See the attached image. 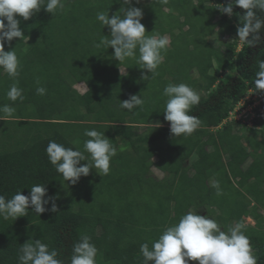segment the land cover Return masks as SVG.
I'll list each match as a JSON object with an SVG mask.
<instances>
[{"label": "trees", "instance_id": "obj_1", "mask_svg": "<svg viewBox=\"0 0 264 264\" xmlns=\"http://www.w3.org/2000/svg\"><path fill=\"white\" fill-rule=\"evenodd\" d=\"M141 1L132 0L131 6L143 10L146 34L167 35L170 40L158 75L149 80L143 76L151 73L135 59L120 64L113 48L96 46L101 38H111L110 28L101 25L97 13L120 14L122 7H129L123 0H68L56 15L41 9L29 20L17 17L25 36L11 45L5 42L4 48L15 49L19 58L16 79L23 100L8 99L15 81L0 69V106L15 111L13 118L0 111V195L11 199L23 191L27 196L31 186L42 184L47 188L45 199L56 197L58 211L38 215L30 206L28 214L15 221L0 217V264H19L22 245L39 239L57 250L63 264H71L73 245L82 235L91 237L98 249L96 264H144L140 246L148 243L151 248L166 227L189 211L210 216L222 230L253 218L255 225H246L244 231L258 264H264V129L245 136L241 131L235 134L237 126L226 123L212 131L249 89L255 91L258 61H264V29L258 45L243 44L235 55L237 28L246 10L234 5L231 16L222 14L220 7L231 0H217L216 5L213 0H154L148 5ZM167 6L178 12L177 17L172 9L164 10ZM152 13L165 18L169 28L160 19L151 24ZM258 15L264 18V12ZM214 33L236 37L223 44L229 57L222 47L207 42ZM214 60L218 75L210 73ZM123 65L126 75L120 71ZM81 82L88 88L84 95L73 88ZM170 83L187 84L200 95V103L190 112L200 124L191 135L174 136L164 118L163 90ZM38 87L46 93L37 94ZM255 92L264 95V90ZM131 95L141 96L143 105L122 109L120 103ZM22 103L33 109L30 117ZM121 119L124 125L118 122ZM155 121L162 126H151ZM259 125L264 126V119ZM86 130L104 133L117 155L108 175L102 177L93 168L73 185L57 173L46 148L55 141L87 157ZM152 167L163 172L164 179L152 176ZM217 181L222 195L213 187ZM45 207L51 209V202Z\"/></svg>", "mask_w": 264, "mask_h": 264}, {"label": "clouds", "instance_id": "obj_2", "mask_svg": "<svg viewBox=\"0 0 264 264\" xmlns=\"http://www.w3.org/2000/svg\"><path fill=\"white\" fill-rule=\"evenodd\" d=\"M214 1V0H213ZM212 3L216 5V1ZM139 3V0H136ZM123 4L129 5L121 8L119 13L109 16V12H98L96 19L103 27L110 28V39L101 38L97 47H111L114 49V57L120 64L126 59H135L141 69L151 73L143 79L149 80L158 75L157 69L164 61L163 52L169 46L167 35H147L143 19V10L131 6L132 0H123ZM239 6L246 10L243 15L242 26L237 28L238 40L248 47H255L261 42V31L264 29V18L258 12H264V0H231L226 6L220 7L222 14L231 16L233 7ZM43 6V7H42ZM62 0H0V69L8 74L15 82L7 92V97L15 102L18 98L23 100V89L18 79L20 61L15 49L5 51V42L23 39L24 32L20 27V20H29L41 9L54 15L62 11ZM251 36V39L249 37ZM29 42V40H26ZM242 49V48H241ZM138 52V55H137ZM121 71V70H120ZM255 91L264 90V61H258V71L255 73ZM85 83H77L76 85ZM86 89L88 90L87 86ZM75 90V88H74ZM86 90V92H87ZM253 89H249L245 98L239 103L259 105L264 102V95H258ZM37 94L46 93L44 87L36 89ZM80 94L79 91L76 90ZM80 94L84 95L86 94ZM163 96L167 97L164 118L170 122V132L174 136L191 135L199 126L200 120L191 115V109L200 103V95L189 85L168 84L163 90ZM250 96V97H249ZM143 98L139 95H131L129 99L120 103L122 109L132 111L143 105ZM259 110H263L260 109ZM0 111L11 114L13 108L8 105L0 106ZM7 120V119H6ZM124 125V124H123ZM159 127L160 125H154ZM258 129V128H257ZM84 135L89 137L84 142V150L90 154L88 159L80 150L65 147L55 141H49L46 153L50 163L57 173L61 174L65 182L76 184L79 179L90 174L95 169L100 176H106L110 172V164L117 155L116 147L110 142L104 133L96 130H86ZM81 161H87L81 165ZM217 195H222L219 182H214ZM47 195V188L42 184L30 187L29 195L23 191L17 192L11 199L0 195V217L14 221L26 216L31 206L38 215L46 211L57 212L56 197ZM51 202V209L45 205ZM246 224L241 221L227 230H222L219 223L210 216H202L197 212L189 211L184 214L178 223L166 227L159 238L153 242L151 248L148 243L140 246V252L144 258V264H190L198 261V264H258V258L254 253L249 237L245 233ZM19 256V264H63L58 259L56 249L49 248L40 239L29 240L23 244ZM98 249L91 242V237L82 235L78 242L74 243L71 255V264H96Z\"/></svg>", "mask_w": 264, "mask_h": 264}, {"label": "rangeland", "instance_id": "obj_3", "mask_svg": "<svg viewBox=\"0 0 264 264\" xmlns=\"http://www.w3.org/2000/svg\"><path fill=\"white\" fill-rule=\"evenodd\" d=\"M67 1L68 0H62V3L65 4ZM152 1H154V0H142L141 2L144 3V4H146V5H148ZM119 2L122 3V0H119ZM195 3H197V0H195ZM216 3L217 4H220V3H218L217 0H216ZM200 6H202V5H200ZM165 9L168 10V9H172V8H169V6H167L166 8H164V10ZM172 10L174 12V16L177 17L178 12L176 10H174V9H172ZM157 15H158V13L155 14V15L152 13V16L149 18V22L155 26V25L158 24L157 21L160 19V23H162L164 25V28L165 29L166 28L168 29L169 26L166 25V22H165L166 19L165 18H160ZM177 32H178V30L176 31V34H177ZM41 38H39V39L37 38L38 41H40ZM46 40H49V39H46ZM235 40H236V37L234 35H232L231 37H229V36L223 37V36H221L218 33H214L212 36H210L208 38L207 42H209L215 48H217L219 46L222 47V50L224 51L225 56L226 57H229L230 53H228L227 49L224 47L223 44L226 43V42H233ZM221 44H222V46H221ZM28 45H29V47L31 46V42L30 41L28 42ZM242 46H243V44L238 40L237 46H236V50H235V53H236L235 55H237V53L241 50ZM123 64H126V63H123ZM120 70H121V74L122 75H126L127 74V72H126L127 71V66L123 65ZM210 73L216 74V75L219 74V70L217 68V62H216V60H214V68L210 71ZM4 74H7V73L4 72ZM192 76L195 77V75H192ZM74 88H75V90L79 91L80 94L85 93L86 90H87L86 89V86L84 84L76 85ZM259 102H256L257 104H255V105H253V104L252 105L244 104L245 102H242L241 104H238L233 109V111L230 112V114L227 117V119L225 121H223V123H221V125L219 127L213 128L212 131L213 132H217V130L221 129L226 123H233L234 125H236L237 128H235L236 129V131H235L236 133L235 134H238V132L241 131L245 136H251L254 130L264 129V126L261 127V125H259V121L261 119L262 120L264 119V110H259V106H260L259 105ZM22 105L24 107L23 109L25 110L24 113H27V117H30V114L32 113L33 109L30 108L27 105H24L23 103H22ZM25 108H28V110H26ZM79 113L80 114L84 113V110L79 111ZM13 114L14 115L6 113V116L7 117H10V118L11 117L13 118V116L15 117V111L13 112ZM54 118L57 119V109H56V114L54 115ZM87 121H89V119H87ZM118 122L121 123V124H125V121L123 119L119 120ZM157 124H159L160 126H162V124H161L160 121L152 122L151 123V126H154V125H157ZM263 132H264V130H263ZM75 136L78 137L77 134H75ZM236 136L237 135H235V137ZM77 142L79 143V145H81L83 143L80 140H78ZM234 146L237 149L240 148V144L237 143V142L234 144ZM88 155H89V153H87V157H88ZM195 158H196V156L193 157L191 160H193ZM154 161H156V159ZM249 165H250V162H248L247 168L250 167ZM151 174H152V176H154L158 180H162L165 177V174L163 172H161L160 170H158L157 168H155V167H152ZM179 179L182 180L183 179V176H180ZM204 211L205 210H202L203 213H205ZM262 213L264 214V211ZM245 222H246V225H251V226H254L255 225V220L253 218H251V217H246L245 218ZM192 264H198V261H195Z\"/></svg>", "mask_w": 264, "mask_h": 264}]
</instances>
